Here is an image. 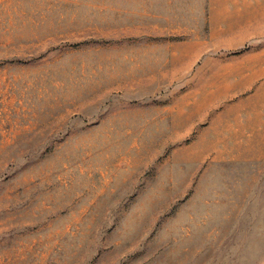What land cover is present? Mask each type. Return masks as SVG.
I'll return each instance as SVG.
<instances>
[{
    "label": "rangeland",
    "instance_id": "374dc122",
    "mask_svg": "<svg viewBox=\"0 0 264 264\" xmlns=\"http://www.w3.org/2000/svg\"><path fill=\"white\" fill-rule=\"evenodd\" d=\"M259 25L264 0H0V264H264Z\"/></svg>",
    "mask_w": 264,
    "mask_h": 264
},
{
    "label": "crops",
    "instance_id": "0c3cea01",
    "mask_svg": "<svg viewBox=\"0 0 264 264\" xmlns=\"http://www.w3.org/2000/svg\"><path fill=\"white\" fill-rule=\"evenodd\" d=\"M264 26L259 25V40H262L264 38ZM264 74V68H259V76ZM264 86V83H262L259 86V89H261ZM264 132V122L259 120V137H261V133Z\"/></svg>",
    "mask_w": 264,
    "mask_h": 264
},
{
    "label": "bare ground",
    "instance_id": "6f19581e",
    "mask_svg": "<svg viewBox=\"0 0 264 264\" xmlns=\"http://www.w3.org/2000/svg\"><path fill=\"white\" fill-rule=\"evenodd\" d=\"M262 100V99H261ZM259 101V100H258ZM258 103V102H257ZM245 107V106H244ZM247 107V106H246ZM251 145H253V143L252 142H249V146H251ZM257 153V152H256ZM256 153H255V155H256ZM247 155H251V152H248V154Z\"/></svg>",
    "mask_w": 264,
    "mask_h": 264
}]
</instances>
